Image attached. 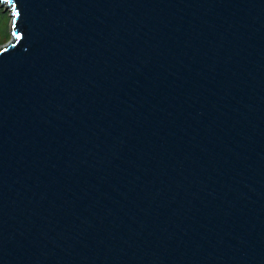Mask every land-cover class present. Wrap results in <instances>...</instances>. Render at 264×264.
Returning <instances> with one entry per match:
<instances>
[{"label": "water", "instance_id": "95a60500", "mask_svg": "<svg viewBox=\"0 0 264 264\" xmlns=\"http://www.w3.org/2000/svg\"><path fill=\"white\" fill-rule=\"evenodd\" d=\"M0 1V264H264V0Z\"/></svg>", "mask_w": 264, "mask_h": 264}, {"label": "rangeland", "instance_id": "374dc122", "mask_svg": "<svg viewBox=\"0 0 264 264\" xmlns=\"http://www.w3.org/2000/svg\"><path fill=\"white\" fill-rule=\"evenodd\" d=\"M0 1V46L6 44L12 38L11 32V6Z\"/></svg>", "mask_w": 264, "mask_h": 264}]
</instances>
